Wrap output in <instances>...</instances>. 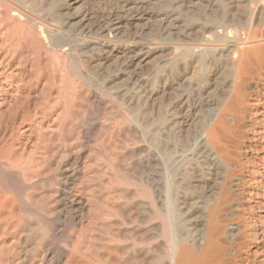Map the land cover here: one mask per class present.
<instances>
[{"label": "bare ground", "instance_id": "1", "mask_svg": "<svg viewBox=\"0 0 264 264\" xmlns=\"http://www.w3.org/2000/svg\"><path fill=\"white\" fill-rule=\"evenodd\" d=\"M191 5L205 22L183 61L164 39ZM222 37L232 100L198 134L184 87ZM262 65L263 0H0V264H264V239H222L225 201L201 223L192 206L199 163L232 167L230 115Z\"/></svg>", "mask_w": 264, "mask_h": 264}, {"label": "rangeland", "instance_id": "2", "mask_svg": "<svg viewBox=\"0 0 264 264\" xmlns=\"http://www.w3.org/2000/svg\"><path fill=\"white\" fill-rule=\"evenodd\" d=\"M195 11L196 7L193 5H191L189 8H187L186 6L181 7L180 14L175 17V20L174 18H172L167 24V27L172 28L171 31L175 30V32L179 34L180 37H172L171 35L175 32L172 33L170 31L169 33L172 34H170L169 37L164 40L171 46L177 45L180 52L189 53V55H186L188 57H184V55L182 56L183 61L189 58L190 54H192L191 51L194 53L195 50H198L200 48V46L197 45L198 39L195 33V27L197 22L204 23L205 19H200V17L196 15ZM214 21L216 23H220L217 18H213L211 22L215 24ZM236 24L235 26L230 28V35L233 32V29H241V26L237 24L238 26H240L238 28ZM219 26L222 28V25ZM223 39L224 38L222 37V39L220 38V40H218L217 42H213L212 47L210 48V52L208 51L205 55L201 56L198 63L194 64L195 74L192 78V84L190 87H184L185 95L190 96L188 105L192 106L191 112L192 116L195 119L194 129L196 132H198V134H200L203 126L207 123L206 121H209L212 118L216 119L217 117L223 115L225 106L232 100L231 97L234 91V87L232 86L234 69L228 64L227 58L224 53L221 56L216 53L217 49L223 48ZM191 67L192 66H188V68ZM179 68L182 69L181 66H179ZM250 70V88L247 91V98L244 99L241 108L239 110H237L236 108V113L232 112V114L230 115L234 122L233 124H229L228 133H226L225 135L224 144L229 152V163L232 165V167L228 170L224 166H217L215 172L213 171V173L211 174V177L213 176L211 178L207 174L206 168L201 163H199L197 168V173H199L198 177H200L199 180L208 178L210 179L211 184L210 186L208 185L207 187H205L199 181L196 189L192 191L194 203L192 204V206H194L196 210V216H194L196 218V221L199 223H201L202 218L201 211L207 202H210V204H217L221 202L223 203L225 201V205H223L222 209H224V214H226V218H223V225L226 228V235H224L222 239H264V186L258 183V181H261V172H263L262 168L264 166V65L258 67L254 66ZM256 111L258 112V114ZM237 114L239 116H237ZM230 137L233 139H231ZM260 155L261 157H263V160L261 159ZM251 170H258V173L254 175L253 180L257 183V185H260L259 190H263L262 194H259L257 190L255 191L253 199L255 200V202H257V205L253 207H249L248 205H245V203H242V201L239 200V197L236 195L239 193H243L244 189H247L250 184L252 186L254 185L253 180L252 183L251 181L249 182L250 184L247 182L252 179L248 177V175H250V173L248 172H250ZM221 176H223V179H220ZM234 177L237 178V192L229 191V194L224 199H222L221 194L219 193L221 185L224 189V185H226L225 182L228 181L227 185L231 184L230 182L235 179ZM211 179H213V181ZM210 190H212L214 194L210 195ZM237 204L240 206L239 208H236ZM227 208L229 210H227ZM228 214L230 215V217ZM209 227V224H206L205 228L204 226H201L197 229L199 232L202 229L205 230L204 232H207L209 230Z\"/></svg>", "mask_w": 264, "mask_h": 264}]
</instances>
